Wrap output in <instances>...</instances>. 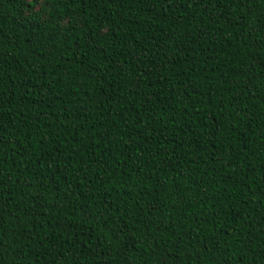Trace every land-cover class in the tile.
Wrapping results in <instances>:
<instances>
[{
  "label": "trees",
  "instance_id": "obj_1",
  "mask_svg": "<svg viewBox=\"0 0 264 264\" xmlns=\"http://www.w3.org/2000/svg\"><path fill=\"white\" fill-rule=\"evenodd\" d=\"M0 264H264V0H0Z\"/></svg>",
  "mask_w": 264,
  "mask_h": 264
}]
</instances>
